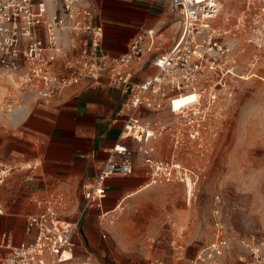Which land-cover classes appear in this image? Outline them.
<instances>
[{
	"label": "built area",
	"instance_id": "obj_1",
	"mask_svg": "<svg viewBox=\"0 0 264 264\" xmlns=\"http://www.w3.org/2000/svg\"><path fill=\"white\" fill-rule=\"evenodd\" d=\"M224 1L169 0L176 35L167 50L150 58L154 71L137 81L134 65L142 63L144 53L156 46L153 29L135 33L127 50L112 56L102 49L103 26L88 0H0V81L30 84L31 90L45 100L82 82L90 86L106 83L125 94L116 112L123 120L118 141L84 184L80 215L106 196L109 177L135 173L133 157L137 155L151 180L185 183L197 177L184 163L181 148L204 144L200 136L203 122L198 120L200 102L207 98V108L209 100L231 97L234 81L246 72H239L231 36H241L257 50L253 59L264 53V0H239L236 18L230 20L227 15L219 25L217 18ZM166 106L171 110L166 118L145 113ZM204 126L208 128L209 123ZM163 136L169 137L172 152L167 158H158L154 155L156 145L146 142ZM128 138L139 143L138 150L121 142ZM39 163L0 162V185L14 171L34 170ZM64 199L62 193L54 191L30 197L35 211L27 216L26 231L33 232V238L20 245L5 242L3 264H103L92 253L77 256L74 234L80 215L72 222L62 221ZM2 209L0 201V212ZM213 223L211 239L189 264H226L222 255L229 241L222 225ZM239 243L246 250L248 264H264V230L240 238ZM150 264L165 263L152 258Z\"/></svg>",
	"mask_w": 264,
	"mask_h": 264
},
{
	"label": "rangeland",
	"instance_id": "obj_2",
	"mask_svg": "<svg viewBox=\"0 0 264 264\" xmlns=\"http://www.w3.org/2000/svg\"><path fill=\"white\" fill-rule=\"evenodd\" d=\"M146 1L159 12L166 9L168 0ZM238 1L223 2L219 25L227 15L230 20L236 18ZM174 21L172 13L165 48L176 33ZM63 39L67 45L66 34ZM230 39L239 72H246L234 81L231 97L209 100L207 108V98L200 102L199 123H209L208 128L203 123L200 127L204 144L181 148L184 163L197 177L185 183L151 178L149 183L147 178V187L106 214H100L98 206L93 205L80 215L77 201H68L61 214L80 215L75 235L77 253H92L103 264H150L152 258L165 264H189L211 239L213 222H219L229 241L223 261L248 264L239 239L264 230V53L259 52L255 60L257 50L253 46L241 36ZM0 83L1 134L10 128L9 108L15 111L33 106L43 98L31 90L30 84L6 79ZM160 140V155L167 158L172 152L170 139L163 136ZM76 197L81 200V195Z\"/></svg>",
	"mask_w": 264,
	"mask_h": 264
},
{
	"label": "crops",
	"instance_id": "obj_3",
	"mask_svg": "<svg viewBox=\"0 0 264 264\" xmlns=\"http://www.w3.org/2000/svg\"><path fill=\"white\" fill-rule=\"evenodd\" d=\"M88 2L96 20L103 26L102 49L112 56L126 51L135 33L147 29L155 31V48L144 53L142 63L134 65L137 67L135 80L148 77L154 71L150 58L167 50L176 35L165 48L169 39L168 22L172 16L169 0L165 2L166 9L159 12L146 0ZM124 97L118 87L106 83L90 86L82 82L65 88L52 99L38 100L33 106L15 110L16 116L11 118L10 128L0 134V162L38 160L40 163L34 170L14 171L0 185V201L3 204L0 212V264H3L2 257L7 251L5 242L20 245L33 238V232L26 231L27 216L35 211V205L30 200L32 195L60 192L64 195L65 205L70 200L77 201L76 209L80 214L84 204V184L99 170L108 149L118 141L123 120L116 116V112ZM145 113L152 118H166L171 110L166 106L161 111L147 110ZM160 141L146 142L156 145L154 155L158 158H162ZM121 142L134 150L139 149V143L129 138ZM133 162L135 173L109 177L106 180V196L85 208L84 214L93 205L98 206L100 214L119 208L126 197L147 187V178L149 183L163 181H149L147 168L136 157H133ZM139 166L145 167L144 171H137ZM28 175L31 180L26 179ZM80 195L81 200L76 197ZM76 219V216H61L64 222ZM77 252L76 245L77 256H82Z\"/></svg>",
	"mask_w": 264,
	"mask_h": 264
},
{
	"label": "bare ground",
	"instance_id": "obj_4",
	"mask_svg": "<svg viewBox=\"0 0 264 264\" xmlns=\"http://www.w3.org/2000/svg\"><path fill=\"white\" fill-rule=\"evenodd\" d=\"M0 84H2V83H0ZM2 91H0V93H1ZM0 99H2L1 97H0ZM8 108V107H7ZM7 113H8V115H10L13 119L15 118V114H16V112L15 111H7Z\"/></svg>",
	"mask_w": 264,
	"mask_h": 264
}]
</instances>
